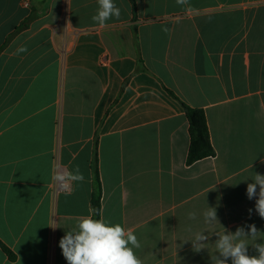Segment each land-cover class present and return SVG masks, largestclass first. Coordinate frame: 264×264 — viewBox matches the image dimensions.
I'll return each mask as SVG.
<instances>
[{
    "label": "crops",
    "instance_id": "0c3cea01",
    "mask_svg": "<svg viewBox=\"0 0 264 264\" xmlns=\"http://www.w3.org/2000/svg\"><path fill=\"white\" fill-rule=\"evenodd\" d=\"M114 3L100 27L97 0H0V243L15 256L0 248V264H67L59 240L90 214L95 153L100 218L133 230L142 264H210L215 233H264L246 195L264 174V0ZM166 89L203 110L214 157L187 165L188 120ZM77 165L84 182L57 190Z\"/></svg>",
    "mask_w": 264,
    "mask_h": 264
},
{
    "label": "clouds",
    "instance_id": "9594fccd",
    "mask_svg": "<svg viewBox=\"0 0 264 264\" xmlns=\"http://www.w3.org/2000/svg\"><path fill=\"white\" fill-rule=\"evenodd\" d=\"M97 3L98 8L92 20L100 27H105L106 22L112 18H120L121 10L114 0H97ZM176 3L184 6L188 5L189 0H176ZM163 30L168 31L166 28ZM26 51L27 47L21 46L16 54ZM52 179L60 189L67 192L74 183H83L85 177L77 165L72 170L61 168ZM246 195L249 200L255 199V211L264 219V174H254L252 182L247 184ZM251 211L249 209L250 214ZM93 212L90 208V214L79 217L75 229L65 232L60 238L59 247L67 264H142L134 253V249L140 248L141 244L133 230L125 229L118 223L112 224L103 218L94 219ZM188 218L195 220L196 213L189 212ZM203 218L209 225L219 222L213 207H208L203 212ZM215 235L216 251L210 255V264H229V260L231 264H264V233L255 224L238 226L234 233L224 229ZM208 240L209 235L198 231L188 241L191 242L193 251L199 253L207 249ZM250 240L256 255H249Z\"/></svg>",
    "mask_w": 264,
    "mask_h": 264
},
{
    "label": "trees",
    "instance_id": "16d2710c",
    "mask_svg": "<svg viewBox=\"0 0 264 264\" xmlns=\"http://www.w3.org/2000/svg\"><path fill=\"white\" fill-rule=\"evenodd\" d=\"M129 3L134 12L135 7H136L135 0H129ZM29 21H30V18L26 19L17 30L26 27ZM166 90L169 93V95H171L173 98H175L181 103L185 111V116L188 120L189 147H188V154H187V159H186L187 165H191L199 160H202L208 157H214L215 152L210 143L207 123H206L203 110L197 109V108H191L185 105L170 90L168 89ZM92 170H93V175H94L93 195H92V201H91V208L94 210V212L92 213V215L94 219H100L101 187H100V180H99L98 170H97L96 153L94 154V159L92 162ZM0 248L11 260L15 258L14 254H12L10 250L7 249L1 243H0Z\"/></svg>",
    "mask_w": 264,
    "mask_h": 264
},
{
    "label": "rangeland",
    "instance_id": "374dc122",
    "mask_svg": "<svg viewBox=\"0 0 264 264\" xmlns=\"http://www.w3.org/2000/svg\"><path fill=\"white\" fill-rule=\"evenodd\" d=\"M215 251H216V249H213V254L215 253ZM203 252H205V251L203 250ZM199 256H205V253H201V254H199Z\"/></svg>",
    "mask_w": 264,
    "mask_h": 264
},
{
    "label": "built area",
    "instance_id": "2783aa9c",
    "mask_svg": "<svg viewBox=\"0 0 264 264\" xmlns=\"http://www.w3.org/2000/svg\"><path fill=\"white\" fill-rule=\"evenodd\" d=\"M56 188H57V190H59V191L65 192L64 190L60 189L59 186H58L57 184H56ZM69 191H70V190H69ZM69 191H67V192H69Z\"/></svg>",
    "mask_w": 264,
    "mask_h": 264
}]
</instances>
